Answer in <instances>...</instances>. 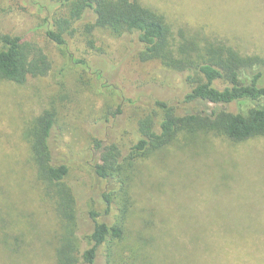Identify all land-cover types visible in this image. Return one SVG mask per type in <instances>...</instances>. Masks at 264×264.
<instances>
[{"label":"rangeland","instance_id":"obj_1","mask_svg":"<svg viewBox=\"0 0 264 264\" xmlns=\"http://www.w3.org/2000/svg\"><path fill=\"white\" fill-rule=\"evenodd\" d=\"M137 1L164 17L176 43L183 37L222 41L243 55L264 57V0ZM59 2L0 0V33L35 43L52 67L22 85L0 80V264H54L58 224L40 198L22 137L26 121L49 103L57 106L56 159L69 163L67 181L83 215L103 209L97 203L105 185L86 166L95 160L93 139L132 143L152 100L172 102L188 91L181 75L139 61L135 35L87 30L91 13L73 24L66 47L57 46L46 30L67 16ZM116 109L121 114L113 118ZM136 169L125 238L108 250L129 257L118 262L114 254L115 264H264V136L241 142L179 136ZM96 264H104L102 248Z\"/></svg>","mask_w":264,"mask_h":264},{"label":"trees","instance_id":"obj_2","mask_svg":"<svg viewBox=\"0 0 264 264\" xmlns=\"http://www.w3.org/2000/svg\"><path fill=\"white\" fill-rule=\"evenodd\" d=\"M58 2L67 7V16L53 19L46 30L47 38L57 46L66 47L67 39L75 32L73 24L91 13L93 22L86 25L87 30L107 29L118 37L135 35L140 45L139 61H155L181 75L188 88L181 99L152 100L148 113L131 133L132 143L93 139L95 160L86 166L105 185L97 203L103 205L102 211L96 207L83 215L78 211L80 196L67 181L69 163L56 159L57 106L47 104L24 123L22 137L41 201L54 212L58 224L54 264H96L101 248L104 264H115V253L108 250L125 238L126 221L134 206L132 188L138 161L151 157L179 136L187 140L214 134L234 142L264 136V57L243 55L222 41L199 44L183 37L182 43H176L164 17L137 0ZM72 62L91 71L82 60ZM51 68L38 45L0 33V80L22 85L29 78L47 76ZM91 73L97 80L102 79L99 70ZM120 114L116 109L112 117ZM115 210L117 215L112 217ZM107 216L111 217L109 222ZM115 256L118 262L129 257L123 253Z\"/></svg>","mask_w":264,"mask_h":264}]
</instances>
